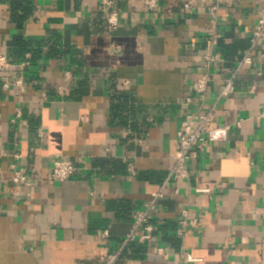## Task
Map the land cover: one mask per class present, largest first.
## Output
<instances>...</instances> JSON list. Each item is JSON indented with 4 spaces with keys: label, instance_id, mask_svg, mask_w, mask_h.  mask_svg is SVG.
<instances>
[{
    "label": "crops",
    "instance_id": "crops-1",
    "mask_svg": "<svg viewBox=\"0 0 264 264\" xmlns=\"http://www.w3.org/2000/svg\"><path fill=\"white\" fill-rule=\"evenodd\" d=\"M11 1L0 0V54L14 63L0 71V264H104L158 193L153 230L137 233L150 239L128 244L115 264H264V46L239 66L264 0L219 7L223 57L205 102L190 87L205 71L213 0H154V8L114 0L113 9L32 0L21 29ZM19 36L39 53H21ZM234 72L235 92L215 113V125L230 127L227 140L193 156L187 177L167 181L184 117L213 104ZM19 78L22 87L13 85ZM116 92L128 96L122 125ZM53 160L71 161L72 177L52 180ZM13 165L29 186L12 182ZM184 215L196 223L179 235Z\"/></svg>",
    "mask_w": 264,
    "mask_h": 264
},
{
    "label": "built area",
    "instance_id": "built-area-1",
    "mask_svg": "<svg viewBox=\"0 0 264 264\" xmlns=\"http://www.w3.org/2000/svg\"><path fill=\"white\" fill-rule=\"evenodd\" d=\"M234 0H213V5L209 8V14L211 15V25L208 31V35L205 41L206 51L204 55V68L203 71L192 83L191 91L194 94L195 98L201 102H205L206 94L208 87L213 81L212 67L219 61L222 60L221 53L216 49L219 40L223 37V32L218 25L217 11L220 6L230 3ZM103 6L106 9H113L114 0H103ZM148 8H154L156 3L154 0L145 1ZM106 20L111 30H114L118 27L119 24V15L117 12L111 10L106 15ZM249 42L250 45L239 60V66L245 64H250L252 62L251 54L257 49L260 45L264 46V10L260 18L258 19L257 24L253 29L249 31ZM28 62H23L22 66H27ZM14 66L12 59L4 54H0V71L8 70L10 67ZM228 79L225 80V84L219 93L216 101L208 106L207 108H201L199 111L188 114L184 117L179 130L177 131V139L175 142V150L172 155L173 159V168H171L167 181L177 180L185 178L188 176V163L189 160L196 155L201 154L206 146L209 143L226 141L228 138V132L230 127L228 125H215V113L219 101L232 95L235 92V78L236 72L232 74ZM72 77L71 71H66L65 78L69 81ZM13 85L22 87L21 78L16 80ZM11 86V85H10ZM9 84H4L5 89L10 88ZM59 94L64 95L67 92L66 86L59 87ZM44 101L47 100V96L44 94ZM52 167L50 170V178L54 181L64 182L70 179L75 171L74 164L69 160H53ZM11 180L16 185L29 186L32 182L31 176L22 169H16L15 166H12V177ZM161 194L158 193L155 199L147 205L145 210H138L134 214V224L133 229L125 237L122 242L121 247L115 253L103 255L101 260L104 264H115L120 256L122 250L130 243L134 241L146 242L150 239L149 234L138 235V230L142 229L146 231L153 230V227L149 225L148 215L150 211L154 209L156 200L160 197ZM179 229L178 234L182 235L186 227L189 225H194L196 220L189 218L187 215H184L182 219L178 222ZM162 249H158L160 253ZM191 260V259H190Z\"/></svg>",
    "mask_w": 264,
    "mask_h": 264
},
{
    "label": "trees",
    "instance_id": "trees-1",
    "mask_svg": "<svg viewBox=\"0 0 264 264\" xmlns=\"http://www.w3.org/2000/svg\"><path fill=\"white\" fill-rule=\"evenodd\" d=\"M10 12L12 21L17 25L18 29H21L24 23L32 16L33 13V1L32 0H12L10 2ZM16 42H18V46L20 47V52L23 53L25 51L32 52L33 56H36L39 53L40 48L32 47L29 42L25 41L23 38L16 37ZM31 46V47H30ZM52 52L54 54H58L59 49L53 48ZM128 96L123 92H116L112 94V110L114 118L118 119L119 124L126 123V111L129 110L127 106Z\"/></svg>",
    "mask_w": 264,
    "mask_h": 264
}]
</instances>
